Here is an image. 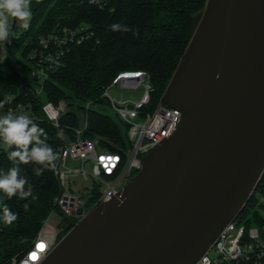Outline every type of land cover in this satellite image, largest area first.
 Returning a JSON list of instances; mask_svg holds the SVG:
<instances>
[{"label": "water", "instance_id": "water-1", "mask_svg": "<svg viewBox=\"0 0 264 264\" xmlns=\"http://www.w3.org/2000/svg\"><path fill=\"white\" fill-rule=\"evenodd\" d=\"M163 99L175 132L39 264H197L239 215L264 174V0H208Z\"/></svg>", "mask_w": 264, "mask_h": 264}, {"label": "trees", "instance_id": "trees-1", "mask_svg": "<svg viewBox=\"0 0 264 264\" xmlns=\"http://www.w3.org/2000/svg\"><path fill=\"white\" fill-rule=\"evenodd\" d=\"M208 0H109L99 7L91 0H31V19L27 30L7 42L9 57L0 61V110L9 106L11 97L31 103L33 121L43 128L47 143L59 159L60 147L75 139V129L88 118L84 136L98 140L99 147L122 152L128 145L129 124L103 111L108 99L104 91L118 74L143 70L151 83L150 101L143 111H152L163 98L167 85L184 57L192 34L193 18L203 11ZM127 26L130 31L112 30L111 25ZM90 26L93 34L82 43L71 44L60 67L44 81L40 94L31 78L32 53L40 36L58 32L62 27ZM64 100L68 110L55 126L45 115L43 105ZM91 103L89 108L87 104ZM15 148L0 147V173L18 166L21 175L32 185L33 197L8 199L0 192V205L7 204L18 219L3 221L0 206V264H13L31 247L55 207L61 187L55 169L37 176L34 163L24 164L8 159ZM57 159V161H58ZM57 161L55 163H57ZM28 185H25L27 189ZM99 183L84 194L90 207L101 194ZM264 200V174L239 217L248 224L264 219L260 210L251 211ZM27 205V210H25ZM264 208V201L260 204ZM64 229L59 239L66 234Z\"/></svg>", "mask_w": 264, "mask_h": 264}, {"label": "built area", "instance_id": "built-area-1", "mask_svg": "<svg viewBox=\"0 0 264 264\" xmlns=\"http://www.w3.org/2000/svg\"><path fill=\"white\" fill-rule=\"evenodd\" d=\"M108 2L109 0H91L92 4L99 7L106 6ZM92 34L90 26L82 25L73 28L65 26L58 32L40 36L32 53L34 68L31 78L36 93L40 94L44 81L62 65L71 44L82 43ZM142 85L146 90L139 100H119L110 95V90L115 86L138 89ZM150 90L149 75L143 70L121 72L106 87L104 96L117 109L120 118L129 124L128 145L122 152L100 148L98 140L84 136L89 124L86 118L75 129V139L60 147L55 174L61 190L55 198L52 213H59L64 221L66 216L75 222L81 221L93 207L117 196L142 169L144 157L175 132L182 120V111L167 105L163 98L152 111H143V107L150 101ZM90 105L88 103L87 108ZM129 105H133V108H129ZM67 110L68 105L64 100L58 104L48 101L43 105L46 117L55 126H59V118ZM7 112L24 114L32 120L35 118L31 103L14 97L10 98L7 108L0 110V114ZM140 117L144 120L137 121ZM0 147L6 148L8 145L0 141ZM69 159L80 161L81 164L70 165ZM94 182L100 184L102 191L99 198L88 207L81 191L87 192ZM81 209L83 213L79 214ZM238 217L239 215L226 225L197 264H264V219L248 224ZM60 228L48 217L26 254L20 259L13 258L12 263L39 264L61 239ZM41 244L44 245L43 248H40Z\"/></svg>", "mask_w": 264, "mask_h": 264}, {"label": "clouds", "instance_id": "clouds-1", "mask_svg": "<svg viewBox=\"0 0 264 264\" xmlns=\"http://www.w3.org/2000/svg\"><path fill=\"white\" fill-rule=\"evenodd\" d=\"M31 15V0H0V43L4 44L10 36H13V21L21 22V26L27 30ZM110 27L114 31H130L127 26L119 24H113ZM47 139L46 131L27 115L12 112L0 114V141L6 143L9 148H15L8 152V159L14 163L39 165L40 167L33 169L37 176L45 170L56 167L55 162L58 156L46 142ZM0 192L8 199L14 196H18L21 200L33 197L32 185L28 184L27 178L21 175V169L18 166L10 168L6 173H0ZM0 206H2V218L5 224H11L18 219L17 214L12 212L7 204Z\"/></svg>", "mask_w": 264, "mask_h": 264}, {"label": "rangeland", "instance_id": "rangeland-1", "mask_svg": "<svg viewBox=\"0 0 264 264\" xmlns=\"http://www.w3.org/2000/svg\"><path fill=\"white\" fill-rule=\"evenodd\" d=\"M14 22L15 21H13V24H12L13 36L15 35V32L13 30ZM15 28H17V30H18L17 32L19 34L25 30L21 26V22H19V21H16ZM13 36H10L8 38V41H10L13 38ZM8 41H6L4 44L0 43V61L6 60L9 57L8 50H7V42ZM145 90H146V87L144 85L140 86L138 89L121 88V86H119V87L115 86L110 90V95H111V97L118 98L119 100L120 99H122V100H133V99L139 100V99H141ZM107 101H108L107 103L103 104V107H102L103 111L109 115H112V116L118 118L119 115H118L117 109L114 107V105L110 102L109 99ZM143 120H144L143 117H140L137 119V121H143ZM68 163L70 165L81 164L80 161H72L70 159L68 160ZM92 190H93V187L91 186V187H89L87 192L81 191V194H83V195L89 194ZM263 201H264L263 199L260 200L259 204L256 205V207L251 211L250 216L252 215V212L254 210H260V211L264 212L263 206L260 205ZM49 220L53 224L58 225L59 227L64 226L66 223L63 219L60 218V214L57 212H53V213L51 212V214L49 216Z\"/></svg>", "mask_w": 264, "mask_h": 264}, {"label": "snow or ice", "instance_id": "snow-or-ice-1", "mask_svg": "<svg viewBox=\"0 0 264 264\" xmlns=\"http://www.w3.org/2000/svg\"><path fill=\"white\" fill-rule=\"evenodd\" d=\"M43 247H44V245H43V244H41V245H40V248H43Z\"/></svg>", "mask_w": 264, "mask_h": 264}, {"label": "flooded vegetation", "instance_id": "flooded-vegetation-1", "mask_svg": "<svg viewBox=\"0 0 264 264\" xmlns=\"http://www.w3.org/2000/svg\"><path fill=\"white\" fill-rule=\"evenodd\" d=\"M64 228H63V226L60 228V232H61V230H63Z\"/></svg>", "mask_w": 264, "mask_h": 264}]
</instances>
